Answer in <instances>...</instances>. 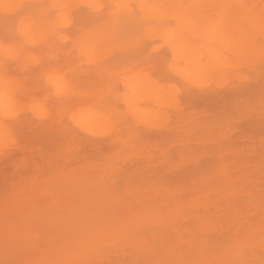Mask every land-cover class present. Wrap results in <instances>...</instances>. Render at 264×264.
Instances as JSON below:
<instances>
[{
  "label": "bare ground",
  "instance_id": "6f19581e",
  "mask_svg": "<svg viewBox=\"0 0 264 264\" xmlns=\"http://www.w3.org/2000/svg\"><path fill=\"white\" fill-rule=\"evenodd\" d=\"M2 1L5 2L6 0H0V2ZM129 1L131 2V0L125 1V3L127 2L130 4V7L129 5L125 6V8H127L122 11L123 14L125 13L124 15L120 12V14L117 15V13H115L117 9H114V11L107 10L109 11L107 12L104 8L102 13L99 12L100 10L98 11V13H100V18L102 20L107 18L113 22H127L129 19L132 20L135 17L149 14L151 18L155 17V19L159 18V16L160 18L165 17V19L167 16H171L174 20L176 19L178 22H183L186 16L190 19L192 17H190V15L195 14L190 10H196L197 3L200 0H191L190 9L184 6L189 0H133L135 3L133 4V2H131L133 6H131ZM235 1L243 4L246 2L243 0ZM251 1L249 0L248 2L253 6L254 0ZM248 2L242 6L246 8L245 14L243 13L245 9H242V18H245V20L247 19L245 15H249V17L250 15H254V12L247 7L250 6ZM193 4H196V9L192 6ZM174 6H176V8H174ZM262 6L263 5H261V8L259 6L260 11L256 8L258 7L257 5L253 7V9L255 8L254 11L256 9H258L256 12L259 11L258 14H255L257 17L254 15V18L256 17V19H258V16H260L261 19L258 20H260L261 23L264 22V7ZM101 7H103V5ZM104 7H107V5ZM132 7L136 9H133L134 13L132 12V14L136 16L129 12V9L132 11ZM157 10L158 12H156ZM247 10H250V12ZM163 11H165V15ZM145 12H147V14ZM195 12L198 13L197 11ZM201 13L200 15H196L200 18ZM157 15L158 17L156 18ZM211 15L207 16L210 17ZM131 17L133 18L131 19ZM162 18L158 20L162 22ZM254 18H251V20L255 21V26L258 27L257 29L263 30L264 23H262L263 25L261 24L263 28H260L258 23L256 25L257 20H254ZM251 20L246 21L248 25L249 23L250 26L252 25V28L254 24H251ZM198 23H200L199 19ZM200 24H198V26ZM213 28L215 29L214 26L209 29L211 35L213 31L216 30ZM248 28L250 27H246L245 29ZM257 32L258 31L255 33ZM196 33L199 34V32ZM244 33H247V31L245 30ZM212 36H214L213 38L217 37L214 33ZM181 38L183 40L180 41L178 39L179 42L175 41L176 43L173 42L171 44V49L174 51H179L180 49L182 53H185L186 48L188 49L190 45V41L188 39L186 40L185 37ZM191 42L194 43L193 41ZM174 43L176 45H174ZM249 43L251 44V42H248L246 46L242 45L243 50L239 47L241 48L240 54L242 56L248 55L246 53H249V48L247 46ZM133 45L132 49L124 50V53L112 54L101 66L94 69L79 68L80 66L74 65V59L70 58V52H58L56 51L58 49H54L56 52L52 54L51 52L53 51H51L50 57L47 60L43 61L37 67L24 72L21 89L23 98L26 101H34L46 97L47 92L42 80L43 76L49 71L61 72L76 68L78 71L75 72L80 74V76L83 75L85 83H83L72 95L54 101V111H56V114L54 112L55 115L53 114L50 125L41 123L40 121L37 122V124L30 123L27 120L20 122L21 133L18 140L13 147L5 151L4 156L0 158L1 188L5 186L8 176L13 174H16L23 182H25L26 179H30L27 184L29 190L24 188L25 184L19 183L15 192H0V264H234V262L238 261L255 259L258 262L264 259V252L259 253L256 249L253 250V246L250 244L252 239L248 236L249 231L256 230L254 240L260 242L259 246L264 245L263 236L257 239L259 230L256 228L258 226L261 228L264 227V157L258 154H261L264 149V107L261 106H264V59H262L264 57L256 56L262 59V61L260 59V64L255 63L259 61L256 57H254L256 61L251 63V67L254 65L253 68L257 70V76L260 78L256 77L254 80V82H256L253 83V85L249 86L243 83L238 88L230 89L226 92L214 90L206 99L207 103L210 105L209 118L211 117L214 121L223 119L226 125V127L220 129L221 134L223 133L222 138L224 137L227 139L226 144L218 150L214 148V152L219 154L218 158L220 160L210 161L204 158L205 161L202 160V158L199 159L196 156L194 157V154L190 150H187L190 151L188 152L189 154L186 153L187 147L182 149V137H189L191 135V130L188 129L190 121L196 122L199 120V116H196V113L194 114L193 111H190V105L185 106L184 102L179 104L176 108L179 112V116H176L179 126L171 125V123L166 125L163 138L167 140V143L165 141V144L161 145L159 148L160 151L166 154L167 145L169 144L168 140H172L173 136H175V140L180 141L181 147L178 148L180 143L177 146L169 147L171 151L173 149L177 153L180 150L178 155L174 153L176 155L175 157L179 156L180 153H182L183 157L181 158V155L177 157L179 160L178 162L177 159L174 158V155H172L174 151L172 154L170 153L173 156L167 159L169 162L171 161V163H169V165H171L169 166L170 168L163 165L165 163L163 161V157L165 156L164 153V155L161 154L159 159L158 157L156 158L158 160L162 159L164 163L156 159H150L152 164L145 162L146 172L150 175V181H152L150 185L148 184L149 190L145 191L141 189L133 192L135 189H125L126 191L119 192V190L113 189L112 191L110 186H117L118 183L115 177L110 178L112 180L114 179V182H111L112 180L109 179L108 181L107 178H101L96 183L94 179L89 178L87 182V176H84L85 180H83V176V179H79L80 177H77L76 174L74 176L80 181L78 182L75 180L79 184L74 182L72 171H81V169H85L91 164L92 166H100L102 162H100L101 158H96L98 156L94 158L95 160H87L84 164L81 162H76V164L67 163L66 166L63 165L61 167L62 169H59L60 167L58 168L59 171L66 168L69 169V171L66 170L67 174L64 172L66 177L68 175L67 179L64 178L65 176L62 177L63 174L59 175L61 180L65 179L64 182L58 180L60 179L58 176L56 179L59 188L66 190L60 191L62 192L61 194L60 192L57 193V191L56 193L51 192L50 194L48 190H44L43 188L45 192L48 191L43 195L42 193L44 192L39 191L40 187L38 189L35 184L33 186V181L35 180L30 178L31 173L29 172L31 170L32 173L33 171L42 170L40 169L42 164H38L36 158L41 156L44 147L56 148L60 144H63L65 148H68L70 132L67 126L64 127L62 122H58L60 120L58 118L59 115L62 113L65 114V112H69L72 109L83 110L87 108L92 109V107L110 109L115 107L122 97L119 98V88L114 83L115 81L113 79L118 78L120 73L139 70L141 68L154 69L158 65L164 66L166 57L159 56L156 51L158 50L157 46L151 51L152 55H144V52L149 51L148 46L147 48L140 46L137 41L134 42ZM195 45H197V43H194L192 47L190 46L191 50L194 48L195 51H192L198 52L197 49L200 51V48H198L199 45ZM262 45L263 43L259 46L262 48ZM251 46H253V44ZM211 47L214 49L215 46ZM236 47L234 48L235 51ZM255 47L254 50H256ZM260 47H257L258 50ZM263 48L261 51L259 50L261 53L264 52ZM189 50L190 49L187 51L190 52L191 50ZM240 50L237 48V51ZM254 50H250L253 56L255 55L252 53ZM258 50L256 52H258ZM243 52L244 55L242 54ZM212 53L216 55L212 54L211 58H215L213 61L211 60L210 64L219 65L224 62L222 61L224 55L221 56L217 52ZM258 54L260 53L258 52L256 55ZM239 55L238 58L242 59L240 58L241 55ZM249 55L246 61L250 59ZM253 56L251 57L250 55L251 58H253ZM241 63L243 64L242 61ZM193 75L189 76L195 78L196 74ZM193 100L197 102V104H200L199 98ZM254 101L255 103H253ZM205 102L203 104H205ZM232 108L234 111L237 109L238 125L234 124L229 127L230 121L236 117L235 114L231 115V117L228 116L230 112L227 111ZM255 108L259 112H256ZM256 114L258 115L255 116ZM34 125L35 129L34 132H32L31 129ZM180 133H182V136H180ZM168 136H171L170 138L172 139ZM236 139L239 140V143L235 142ZM261 144H263V149L261 148ZM184 145L185 144H183V146ZM109 146H107L108 149L111 148L109 150L115 148V146L113 148ZM164 146H166L165 151V148H162ZM241 146L244 149L248 147L251 150H249L250 153L248 151L246 152H248V156L252 158V160L249 158V160L247 159V153L244 155L245 150L243 152ZM175 147L179 150L177 151ZM259 148H261L260 151ZM108 149L106 148L107 152ZM115 149L118 150V147L116 146ZM211 151L213 152V148H210V150L208 149V152H206L208 154L209 152L213 154L214 152L212 153ZM111 152L113 154L116 151ZM184 153H186V155ZM223 153H227L229 157H222L221 154L223 155ZM240 154L244 156L245 159L240 156ZM250 154H254V159ZM66 155L67 154L63 157H66ZM262 155H264V153H262ZM184 156L187 157L185 158L186 162ZM260 157L262 159H259ZM173 159H175V161ZM193 159H196V161ZM35 161L37 163H35ZM147 161L149 162V160ZM156 161L159 162V164ZM174 162L178 163L177 166ZM156 164H158V166H156ZM146 165L148 167H146ZM150 166L153 170L149 168ZM27 168L29 172L26 170ZM26 171L28 173H26ZM44 175L46 174H41L36 181H42L43 184H46V182L48 184L51 183L52 179L50 180L51 182L48 181L50 177H48V180L46 179L45 182ZM69 175L73 178L69 177ZM66 181L67 184L65 183ZM123 181L126 182V184L124 183V187L132 183L130 181L127 183L125 179ZM58 182L61 183L58 184ZM61 184L65 186L63 185V187ZM69 185L73 186L71 187ZM86 186L88 187L86 188ZM92 188L94 190H92ZM34 189L39 192H34ZM81 190L84 192L82 193ZM127 190H129V192ZM130 191L132 192L131 194ZM38 194L39 196L43 195L42 199L46 196V202L51 200L50 206L46 204L45 200L41 202V197H39ZM127 194L129 195L127 196L128 198H124ZM34 196L40 199L41 203L39 202L38 204L44 203L41 209L48 212L45 216L42 215L37 205L36 207L34 206L36 204L35 202L39 201V199H36V197L34 198ZM58 196H60V198ZM128 199L131 201H128ZM29 200L31 202H29ZM57 202H60V204ZM51 205L55 206L51 208ZM45 207L47 208L45 209ZM26 209L28 211H26ZM19 213L20 215L18 216ZM49 215H51V217H49ZM18 217H25L24 219L30 218L32 220L31 225L23 222L24 219L19 220ZM35 223H37V225L34 228L31 227ZM41 223L52 225L51 227L53 228L49 229L43 227V225L39 227ZM13 234L15 236H13ZM28 234H30V236ZM16 236L19 239H17Z\"/></svg>",
  "mask_w": 264,
  "mask_h": 264
},
{
  "label": "rangeland",
  "instance_id": "374dc122",
  "mask_svg": "<svg viewBox=\"0 0 264 264\" xmlns=\"http://www.w3.org/2000/svg\"><path fill=\"white\" fill-rule=\"evenodd\" d=\"M125 1L126 0H6L5 2L2 1L3 3L0 2V158H2L5 151L11 149L18 140L21 133L20 122L27 120L30 123L37 124V122L40 121L41 123L50 125L54 112L56 114V111H54V101L72 95L83 83H85L83 75L80 76V74L75 72L78 71L76 68L67 69L61 72L49 71L43 76L42 80L47 92L46 97L34 101L24 100L21 89L24 72L37 67L43 61L47 60L51 53L53 54L56 51L70 52L72 54L69 53V56L71 55L70 58L74 59V65L80 66L79 68L94 69L101 66L112 54L115 53L116 55L121 52L124 53V50L132 49L134 42L137 41L140 46H144L145 48L148 46L149 51L144 52V55H152L151 51L157 46L158 50H155L158 52L159 56L166 57L164 66L158 65L154 69L141 68L139 70L127 71L120 73L118 78L113 79L115 81L114 83L119 88V98L122 97L115 107L110 109H102L98 107L83 110L72 109L69 112H65V114L62 113L59 115L58 118L60 120L58 122H62L64 127L67 126L70 132L68 148H65V145L63 144H60L56 148L44 147L41 156L36 158L38 164H42L40 168L42 170L36 172L33 171L32 173V170L29 172L28 168L26 169L31 173L30 178L35 180L33 181V186L35 184L38 189L40 187L39 191L44 192L42 193L43 195L48 191L51 194V192L56 193L57 191V193H59L60 191L65 190L59 188L56 180L57 176L59 177L61 174H63L62 177L65 176L64 178L66 179L68 177V175L67 177L64 175V172L67 174L66 170L69 171V169L66 168L60 170L61 172L59 171V169H62L61 167L63 165L66 166L67 163L76 164V162L84 164L87 160H93L96 156H98L96 158H101L100 162L102 163L100 166H92L91 164L85 169H81V167V171H72V176L77 174V177H80L79 179H83L84 176H87V182L89 178L94 179L96 183L101 178L112 180L110 178L115 177L118 183L117 186H110L112 191L113 189L119 190V192L124 191L125 189H135L133 192L141 189L145 191L149 190L148 184L150 185V182L152 181H150V175L146 172L145 162L152 164L150 159H156L157 157L159 159L161 154H165V152H162L159 149L161 145L165 144V141L167 143V140L163 138L164 129L166 125L170 123L171 125L179 126L177 123L178 121L176 120V116H179V112L176 108L179 104L184 102L185 106L190 105V111H193L194 114L196 113L195 115L199 116V120L196 122H193L192 120L190 121L188 129L191 130V135L186 137L183 134L184 137H182L183 141L181 140V143L185 145L183 146L182 144V149L187 147L186 151L190 150L194 154V157L196 156L199 159L202 158V160H205L204 158H206V160L209 159L210 161L218 160L219 154L214 152V148L218 150L226 144L227 139L224 137L222 138L223 133L221 134L220 132V129H223L226 125L224 124L223 119L214 121L211 117L209 118L210 105L207 103L206 99L214 90L218 92H226L230 89L238 88L243 83L250 86L256 82H254L256 77L259 78V76H257V70L253 68L254 65L251 67V63H254L256 58L259 59V57H264V52H260L264 47V29H257L258 27L255 26V21L251 20V18H254V15L258 14L261 5L264 7V0H254L253 6L251 5V0V3L248 2L249 0H243L244 2L246 1L250 3V6L247 7L254 12V15H250V17L249 15H245V17L247 16L246 20H251V24H254V27L252 28H256L255 30L251 28L252 25L250 26L249 22V25L247 24L245 18H242L243 13H246V8L242 6L246 2L243 4L236 2L235 0H200L197 3V9L195 7L196 4H193L192 6L196 10H190L195 13L194 15H190V17L192 16L193 18L191 17L189 19L186 16V19H183V22H178L176 19L174 20L170 15V17L167 16L166 19L165 17H161L163 19L162 22L160 21V16L157 18V15V19H155V17L151 18V15L149 14H144L145 16L135 17L134 19L131 17L132 20L129 19L127 22H113L107 18L104 20L100 18L99 14L104 10L114 11V9H117L115 11L117 15L120 13L123 14V9L127 8H125V6L129 5L130 7V4L127 2L125 3ZM131 2L135 4L133 0H131ZM185 4L186 5L184 6L188 9L191 6V0ZM102 5L103 7H101ZM106 5L107 7H104ZM256 5L258 7H256ZM131 6H133L132 3ZM254 6L259 9L258 12H256L258 9L254 11ZM134 7H132V11L129 9L131 14L136 10ZM174 8H176V6H174ZM242 9H245L243 13ZM98 11L100 13H98ZM247 11L250 12V10ZM147 12L145 13L147 14ZM156 12H158V10ZM164 13L165 11H163V14ZM200 13L201 16L199 18L197 15H200ZM207 15L211 16L208 17ZM256 17L254 18V20H257L256 25L258 23L260 25L259 27L263 28L261 24L264 22L261 23V21L258 20L261 19L260 16H258V19H256ZM198 19L201 24L198 23ZM197 23L200 25L198 26ZM212 26L216 29L213 28L215 30L213 33L217 36L215 38L212 36L213 33L212 35L209 33V29ZM246 27L250 28L245 29ZM244 29L247 33H244ZM259 30H261L262 33ZM256 31L258 32L255 33ZM196 32H199V34ZM181 37H185L186 40L188 39L190 41L189 46L186 45L187 43L185 44L188 46V49L191 50L194 43H197L200 51L197 49L198 52H194L195 50L193 48L192 50L194 51L191 50V52L189 50L190 52H188V49L186 48L185 53H182L180 49L179 51L171 49V44L173 42L178 41V39L180 41L183 40ZM248 42H251V44H247L249 49L245 47L249 50V53L246 54H250L251 57L253 55L250 50H254L255 46L260 47L259 45L262 43L263 45L262 48H259L260 51L255 47L256 50L252 52L255 55L253 58L249 55L250 59L246 61L248 56L244 55L246 49L244 48L245 51L242 53L244 56H242L240 52L243 50V46H246V43ZM175 43L174 45H176ZM252 44L253 46H251ZM211 46L217 48L214 47L213 49ZM235 47L236 51L234 50ZM237 48L241 50L237 51ZM54 49L58 50L55 51ZM257 50L262 56L260 54L256 55L258 53L256 52ZM212 52H217L221 56L224 55L222 57V61L224 62H220L221 64H217L218 66L213 65V63L210 64L211 60L213 61L215 58H211L212 54H215ZM238 55L242 59H239ZM243 57L245 62L243 61ZM260 59L255 63L260 64L259 62L264 58H262L261 61ZM193 74H196L195 78L189 76ZM196 98L200 99V104L198 103L199 105L193 100ZM204 102L205 104H203ZM253 103H255V101ZM261 106L264 107L263 105ZM255 111L257 112L258 110L255 108ZM227 112H230L228 115L230 117L231 115H236V117L230 121L229 127L234 124L238 125L237 109L234 111L232 108ZM257 115L258 114L255 116ZM34 129L35 125L31 129L32 132H34ZM180 136H182V133H180ZM168 137L170 138L171 136ZM174 137L175 136H173V139L170 138L172 140H168L169 144H166L168 146L167 150L166 146L162 147L165 148L164 151L166 150L168 156L167 157L166 154L164 157L162 156L165 163L162 159H156L157 161H162V163H164L163 165L168 168L171 166L169 165L171 161L169 162L167 159L171 158L172 155H174V158L176 159L180 155L181 158L183 157L182 153L175 157L180 150L178 149V151L175 147L178 151L177 153L173 149L171 151V148L169 147L177 146L180 143V141L175 140ZM235 142L239 143V140L236 139ZM181 143L178 145V148L181 147ZM109 145H114L115 148L117 146L118 150L113 148L114 146ZM262 145L263 144H261V148L263 149ZM107 146L112 147L114 150H109L111 148L108 149ZM106 148L108 149L109 154L106 151ZM210 148H213L214 153L211 151L213 154H210V152L209 154L207 153ZM261 148H259V151ZM247 149H242L243 152L245 150L244 155L247 153V159L249 158L252 160V158L248 156L250 149L248 147ZM111 151L116 152L112 154ZM190 151H187L186 153ZM174 153L177 154L175 155ZM186 153L184 154L186 155ZM262 153H264V149L262 150ZM262 153L258 154L261 155V157H264ZM65 154H67L68 157L67 155L66 157H63ZM254 154L251 155L253 159L255 157ZM221 156L226 157L228 154L223 153ZM240 156L242 155L240 154ZM242 157L244 158V156ZM261 157L259 159H262ZM185 158L187 157L184 156L186 162ZM147 160H149V162ZM173 160L175 161V159ZM177 161L179 162L178 159ZM194 161H196V159ZM35 163L37 162L35 161ZM157 163L159 164V162ZM158 164H156V166H158ZM177 164L178 163H176V166ZM147 165L146 167H148ZM149 168H151V166ZM151 169L153 170V168ZM27 171L26 173H28ZM44 173L46 174L44 175L45 182L46 179L48 180V177H50L48 181L52 179V182L50 181L51 183H44L45 186L42 181H36V179ZM72 176L69 175V177ZM59 178L60 179L58 180H61V177ZM122 179L127 180V183L128 181L132 183L127 184V186L124 187V183L126 184V182ZM29 180L30 179H26L25 182H23L16 174L10 175L6 180L5 186L3 188L0 187V192H15L19 183L23 185L25 184L24 188L29 190V186H27ZM75 180L78 182L80 181L74 176L73 181L76 182ZM83 180H85V177ZM61 181L64 182L65 179ZM114 181L115 180L113 179L111 182ZM60 183L58 182V184ZM65 183L67 184V181ZM69 186L72 187L73 185ZM87 187L88 186H86V188ZM43 188L48 191L45 192ZM93 188L92 190H94ZM82 190L81 192L83 193L84 191ZM129 190L127 191L129 192ZM36 191L34 189V192ZM61 193L62 192H60V194ZM131 193L132 192L130 191V194ZM43 195L39 196L38 194V196L41 197V202L44 200L46 202L47 198H45V196L44 199H42ZM36 196H34V198ZM127 196L129 195L127 194L124 198H128ZM58 197L60 198V196ZM37 198L38 197H36V199ZM40 199L38 202H35L36 204L34 203V206L36 207L37 205L38 208H40L42 215L45 216L48 212L41 209V207L43 208L44 203L38 204ZM129 200L130 199H128V201ZM50 201H47L49 204L46 202L49 206ZM29 202L31 201L29 200ZM58 204H60V202ZM51 206V208H53L55 205ZM46 208L47 207H45V209ZM26 211L28 210L26 209ZM19 215L20 213L18 216ZM49 217H51V215H49ZM18 218L19 220H23L25 217ZM23 222L31 225L32 220L26 218ZM36 225L37 223L31 227L34 228ZM41 225L49 229L53 228L51 227L52 225L47 223H41L39 227ZM256 228L259 230L257 239L261 236L264 237V227L261 228L258 226ZM14 234L13 236H15ZM28 235L30 236V234ZM248 236L252 239L250 244L253 246V250L256 249L259 253H263L264 245L259 246L260 242L254 240L256 230L249 231ZM17 239L19 238L17 237Z\"/></svg>",
  "mask_w": 264,
  "mask_h": 264
},
{
  "label": "clouds",
  "instance_id": "9594fccd",
  "mask_svg": "<svg viewBox=\"0 0 264 264\" xmlns=\"http://www.w3.org/2000/svg\"><path fill=\"white\" fill-rule=\"evenodd\" d=\"M234 264H264V259L258 262L255 259L247 260V261H238V262H234Z\"/></svg>",
  "mask_w": 264,
  "mask_h": 264
}]
</instances>
